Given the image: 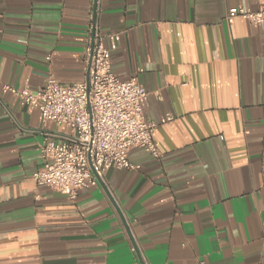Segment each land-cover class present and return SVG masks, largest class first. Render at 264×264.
Masks as SVG:
<instances>
[{"label":"crops","instance_id":"crops-1","mask_svg":"<svg viewBox=\"0 0 264 264\" xmlns=\"http://www.w3.org/2000/svg\"><path fill=\"white\" fill-rule=\"evenodd\" d=\"M97 2V6L96 3ZM264 0H0V264H264ZM97 10V12H95ZM118 33L111 71L148 92L159 159L107 169L75 200L31 179L44 123L8 93L82 83L88 29Z\"/></svg>","mask_w":264,"mask_h":264},{"label":"built area","instance_id":"built-area-1","mask_svg":"<svg viewBox=\"0 0 264 264\" xmlns=\"http://www.w3.org/2000/svg\"><path fill=\"white\" fill-rule=\"evenodd\" d=\"M235 18L261 24L264 8H230L224 20L232 24ZM119 40L118 33L104 35L95 23L89 26L84 60L87 77L82 83L67 86L50 79L37 90L4 86L10 95L23 100L29 112L37 111L44 123L70 132L61 142L53 137L45 140L39 149L43 164L31 179L72 201L80 189L96 186L109 168L137 170L128 159L131 150L140 149L158 160L153 134L158 126L174 122L171 115L158 122L146 120L143 105L148 92L135 78H115L111 53L117 50Z\"/></svg>","mask_w":264,"mask_h":264}]
</instances>
